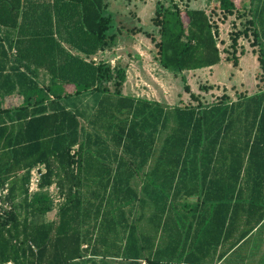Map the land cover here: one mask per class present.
<instances>
[{
  "label": "trees",
  "instance_id": "1",
  "mask_svg": "<svg viewBox=\"0 0 264 264\" xmlns=\"http://www.w3.org/2000/svg\"><path fill=\"white\" fill-rule=\"evenodd\" d=\"M105 1L0 0V96L16 92L22 100L15 110L0 109V264H96L95 258L179 264L166 254V245L179 246L178 226L160 219L145 233L136 219L131 224L121 207L137 209L138 193L106 199L111 176L97 170L117 169L121 184L133 178L123 171L148 167L166 173L170 186L178 173L182 193L188 183L200 188L211 231H264V91L168 107L122 96V71L113 92L101 87L113 79L111 68L90 57L109 45ZM218 9L224 18L248 9L264 71V0H218ZM152 23L159 34L152 38L154 60L162 69L182 74L221 63L218 28L205 10L158 4ZM247 32L232 36L233 50ZM226 60L238 65L234 53ZM40 70L50 77L44 85L35 79ZM90 93L95 103L86 117L65 102ZM41 166L31 193V171ZM85 179L99 186L82 193ZM53 185L60 200L56 218L46 221Z\"/></svg>",
  "mask_w": 264,
  "mask_h": 264
},
{
  "label": "rangeland",
  "instance_id": "2",
  "mask_svg": "<svg viewBox=\"0 0 264 264\" xmlns=\"http://www.w3.org/2000/svg\"><path fill=\"white\" fill-rule=\"evenodd\" d=\"M105 3L107 7L104 16L110 19L106 32L109 45L101 51L96 62L109 65L113 79L101 83V87L113 91L114 84L119 82L117 73L122 71L125 75L122 87L124 84L133 85L143 97L161 100L171 106L196 105V100L204 105L236 100L240 95H253L256 86L264 88L263 76L255 72L258 46L254 43L248 25V9L224 18L218 9V0H106ZM158 4L163 7L177 5L181 9L205 10L218 28L217 42L221 51V63L214 68L182 74L162 69L154 60L156 49L152 40L159 37L158 28L152 23ZM245 29L248 30L247 35L238 37L233 50L232 36ZM233 53L238 59L236 67L226 60ZM185 87H188L195 98L190 97ZM82 98L68 100L70 104L82 109L83 117H86L95 103L94 96L90 93ZM19 100L22 101L21 98ZM84 123L85 118L81 119V124ZM47 191L55 208L59 200L55 187L51 186ZM49 217L52 215L46 219H50Z\"/></svg>",
  "mask_w": 264,
  "mask_h": 264
},
{
  "label": "crops",
  "instance_id": "3",
  "mask_svg": "<svg viewBox=\"0 0 264 264\" xmlns=\"http://www.w3.org/2000/svg\"><path fill=\"white\" fill-rule=\"evenodd\" d=\"M250 15V14H249ZM1 34L4 32L0 29ZM4 48H6L7 43H2ZM11 55L13 50L9 52ZM101 54L99 51L96 55L90 57L94 62L98 60V56ZM0 62H5V59L0 55ZM97 63V62H96ZM14 64L9 63L7 67ZM219 65V64H218ZM217 66V65H216ZM255 68L258 74L262 75L264 78V71L260 65L258 58L255 59ZM211 68H214L211 67ZM210 69V68H205ZM204 70V69H200ZM195 70V71H200ZM9 71V70H8ZM195 71H187L195 72ZM35 79L42 85L49 82L50 77L43 71H38L35 74ZM256 92L253 95L258 94L259 92L264 91V88L256 86ZM111 91V90H110ZM113 92V91H111ZM121 95L124 97H132L145 99L150 101H156L162 106L174 107L169 105L167 102L161 100H151L147 97L136 92V89L133 85H126L121 88ZM87 95V94H85ZM252 96V95H246ZM84 98V95L80 96ZM78 98V97H76ZM75 98V99H76ZM82 98V99H83ZM164 98H166L164 96ZM20 97L15 92L11 95L0 96V109L1 110H15L17 107H20L21 101ZM165 100V99H164ZM69 102V103H68ZM68 107L77 108L76 105L70 104L69 100L66 101ZM76 104V100H74ZM82 110V109H79ZM39 174L44 171L43 167H37L33 169ZM32 170V172H33ZM100 175H110V183L106 189V199L108 194H111V200H117V193H127L128 191H136L138 193L137 197H140V202H136L134 207L137 209L130 211L131 204L121 207L125 212V217L129 218L130 223L132 224L136 219V223L141 226L142 231L145 233L150 231L151 222H160L162 223H171L175 227L178 226V229L175 228L174 237L175 239L179 238L176 245L171 249L170 245H166V254L168 257L174 258V263L179 264H262L264 260V231H261L258 228H255L252 232H249L247 235L242 233V229H238L236 232H221L210 230L207 224V217L203 214H207V208L205 204H202V201L198 199V194L196 189L199 187L192 186L188 183V193H182L181 187L178 185V173L176 178L173 180L172 185H167L165 180L166 173H156L150 168H142L140 170L134 171H123L120 173L125 177L133 175V178H124L122 183L119 184V180L114 177L117 176V169H106V170H97L94 171V174ZM33 173H31L32 176ZM149 175H157L156 181H151ZM118 180V181H117ZM105 181V180H104ZM128 181V184H126ZM106 182V181H105ZM121 182V180H120ZM152 183V184H151ZM169 184V182H168ZM54 186V185H53ZM99 186V182L91 181L85 179L81 192H85L88 188ZM154 186L157 187L154 189ZM55 187V186H54ZM37 188V185H36ZM35 189V188H34ZM37 190V189H36ZM35 190V191H36ZM57 192V189L55 187ZM170 191V195L165 198L166 191ZM34 190L32 192H35ZM185 191V190H184ZM31 192V193H32ZM127 195V194H126ZM132 197V195H127ZM120 197V198H119ZM118 197L122 199L126 196L121 194ZM59 199V198H58ZM60 200V199H59ZM59 200L57 202L59 203ZM140 204V205H139ZM157 209V210H156ZM161 210L163 213H161ZM157 214V215H156ZM50 219L48 218V216ZM45 217L46 221H52L56 218V207L53 208ZM140 218V221H139ZM120 219V218H119ZM109 240L111 243L115 240L113 234L109 235ZM169 246V247H168ZM163 247V246H160ZM169 248V250H168ZM172 250V251H171ZM96 264H100L101 260L95 258ZM109 264H123L120 259H110L108 260ZM102 264V263H101ZM141 264H146L144 261H141Z\"/></svg>",
  "mask_w": 264,
  "mask_h": 264
},
{
  "label": "built area",
  "instance_id": "4",
  "mask_svg": "<svg viewBox=\"0 0 264 264\" xmlns=\"http://www.w3.org/2000/svg\"><path fill=\"white\" fill-rule=\"evenodd\" d=\"M34 169H35V168H34ZM31 173H33V174H32V176H31V180H30V187H29V191H30V192H32L34 188H35L34 190L37 189V188H36V185H37V183H38L39 176H40V174L37 173L36 170H35V171L33 170V172L31 171ZM36 175H37V176H36ZM35 176H36V177H35Z\"/></svg>",
  "mask_w": 264,
  "mask_h": 264
}]
</instances>
